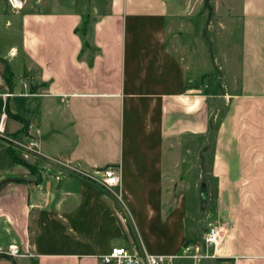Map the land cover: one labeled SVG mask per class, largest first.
Segmentation results:
<instances>
[{"label": "crops", "instance_id": "0c3cea01", "mask_svg": "<svg viewBox=\"0 0 264 264\" xmlns=\"http://www.w3.org/2000/svg\"><path fill=\"white\" fill-rule=\"evenodd\" d=\"M203 4L110 0L93 25L98 53L90 65L78 58V12L18 10L4 20L1 31L15 40L0 53L8 63L0 62V250L15 245L21 256L0 252V264H101L96 255L133 246L97 172L119 169L120 187L113 190L141 234L134 200L125 193L145 186L160 217L163 167L172 165L175 146L182 178L199 168L207 218L225 228L214 258L202 261L264 264V0H240L231 91L191 73L167 46L168 30ZM190 24L199 26V17ZM26 137L37 144L29 151L48 163L33 172L8 153ZM148 203L140 206L147 217ZM140 236L146 252L165 254ZM120 241L126 245L117 246Z\"/></svg>", "mask_w": 264, "mask_h": 264}, {"label": "rangeland", "instance_id": "374dc122", "mask_svg": "<svg viewBox=\"0 0 264 264\" xmlns=\"http://www.w3.org/2000/svg\"><path fill=\"white\" fill-rule=\"evenodd\" d=\"M192 1L197 3L198 0ZM205 1L206 4L200 6V9L194 10L190 16L181 15L176 25L168 30L167 46L177 60L189 63L191 73H197L196 76L202 75L201 78L210 77V82L217 81L224 85L227 91H231L234 90V84L231 85V82H237L240 0ZM109 2L110 0H25L22 9L18 12H36L60 7L62 12L76 11L81 17H87L93 27L95 22L108 12ZM13 14L14 12L8 9L6 0H0V53L4 51L8 43L10 44L11 40H15L1 31V25L6 22L4 20ZM192 17L196 19L199 17V26L191 25L193 22L187 25L188 20ZM181 20L182 22H179ZM183 22L185 25L179 26ZM172 34L175 35L173 39H171ZM183 43L186 44L185 48H183ZM0 62L4 64L3 66L8 65L6 60L1 58ZM28 67L32 69L29 64ZM224 89L222 86L223 91ZM22 140L12 146L18 157L33 169H37L41 165H48L44 159L23 148L27 137ZM173 153L172 165L163 167L162 198L159 202L160 217L155 200L150 202L147 200L145 186L135 185L131 195H128L127 192L125 194L134 200L130 201L133 204L131 207L137 208L133 213L134 218L138 221L143 240L148 248L180 256L179 259L174 260L173 264H207L202 261L206 258L198 256L204 255L203 236L210 223V219L206 215L209 202L206 200V187L203 185L205 179L199 180L197 166L195 169H190L187 177L182 178L184 171L180 146H175ZM165 164H167L166 161ZM206 169H208V165H206ZM65 172L73 174L74 171L69 168L65 169ZM98 186L101 185L98 184ZM115 189L117 190V188ZM116 190L106 189V194L114 200V208L126 226L127 237L131 239L133 247L141 253L145 251L141 234ZM151 193L153 192L151 191ZM153 198L155 197L152 195L151 199ZM146 203L152 206V216L147 217L145 209L140 208ZM120 245L125 246L126 243L117 242V246ZM0 252L4 251L0 250ZM207 252L210 253L211 248ZM191 255H196L197 258L185 257Z\"/></svg>", "mask_w": 264, "mask_h": 264}, {"label": "built area", "instance_id": "2783aa9c", "mask_svg": "<svg viewBox=\"0 0 264 264\" xmlns=\"http://www.w3.org/2000/svg\"><path fill=\"white\" fill-rule=\"evenodd\" d=\"M25 0H6L9 8L12 11H18L22 9ZM14 55L12 51L9 52V56ZM3 115L0 117V131L2 130ZM37 132V131H36ZM36 141L33 138L28 140L23 145L26 150H32L36 147ZM97 173L100 174L98 183L108 190H112L120 187L121 174L117 167L109 166L103 168ZM224 226L219 223L208 224L204 236L203 246L205 249L204 255H198L200 258H214L215 250L221 242L222 234L224 232ZM211 248V252L207 250ZM197 250V248H196ZM7 256L18 257L21 256L19 249L15 245H10L4 252ZM190 258H197L196 255L185 256ZM95 258L101 264H173L174 260L179 259L178 255H164V254H151L146 251L138 252L135 247H111L106 253L96 255Z\"/></svg>", "mask_w": 264, "mask_h": 264}, {"label": "trees", "instance_id": "16d2710c", "mask_svg": "<svg viewBox=\"0 0 264 264\" xmlns=\"http://www.w3.org/2000/svg\"><path fill=\"white\" fill-rule=\"evenodd\" d=\"M90 24L91 22L88 20L87 17H81L80 23L73 30V32L79 37L81 41V50H80L78 58L79 59L84 58L88 65L91 64L93 57L98 53V50L95 49L91 43L93 27ZM10 78H11V73L7 69V67H5L4 79L7 84L10 82ZM41 86L42 84L37 85V86L32 85L29 91L31 93H36L38 90V87H41ZM24 126L25 128H27L26 123ZM8 153L11 155L15 163L25 167L30 172H33L35 170L28 163H26L23 159L18 157L17 153L14 152L13 148L10 145L8 146Z\"/></svg>", "mask_w": 264, "mask_h": 264}, {"label": "water", "instance_id": "95a60500", "mask_svg": "<svg viewBox=\"0 0 264 264\" xmlns=\"http://www.w3.org/2000/svg\"><path fill=\"white\" fill-rule=\"evenodd\" d=\"M203 198H204V196H203Z\"/></svg>", "mask_w": 264, "mask_h": 264}]
</instances>
